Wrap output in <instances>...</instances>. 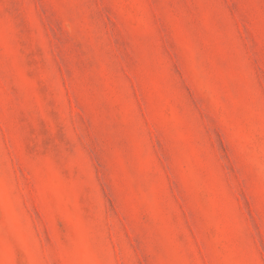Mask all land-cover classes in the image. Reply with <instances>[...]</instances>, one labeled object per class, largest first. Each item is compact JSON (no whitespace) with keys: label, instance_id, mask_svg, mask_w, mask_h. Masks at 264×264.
Here are the masks:
<instances>
[{"label":"rangeland","instance_id":"1","mask_svg":"<svg viewBox=\"0 0 264 264\" xmlns=\"http://www.w3.org/2000/svg\"><path fill=\"white\" fill-rule=\"evenodd\" d=\"M0 264H264V0H0Z\"/></svg>","mask_w":264,"mask_h":264}]
</instances>
